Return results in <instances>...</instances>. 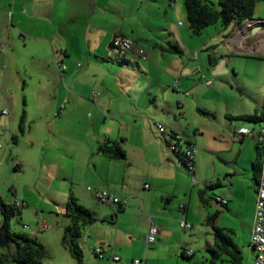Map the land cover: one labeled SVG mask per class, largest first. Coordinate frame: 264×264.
Returning <instances> with one entry per match:
<instances>
[{
	"label": "crops",
	"instance_id": "1",
	"mask_svg": "<svg viewBox=\"0 0 264 264\" xmlns=\"http://www.w3.org/2000/svg\"><path fill=\"white\" fill-rule=\"evenodd\" d=\"M118 35L143 48L144 56L112 47ZM248 38L230 23L210 41H221L239 53L263 54L264 37L247 42ZM197 42L188 27L184 0H0V103L11 105L8 78L9 82L23 78L26 96L25 108L20 110L24 112L20 140L33 146L42 139L44 152H58L64 173L69 166V175L60 179L69 177L71 183L74 171L82 168L91 182H104L125 203L123 209L105 203L102 210L83 189L62 186L68 219L63 231L70 224L65 215L70 197L100 216L84 226L83 244L90 239L93 244L107 242L102 226L110 222L104 220V213L114 221L113 247H103V258L110 264L136 259L152 264L158 254L181 264L178 255L190 249L186 241L198 252L189 256L196 260L192 264H231L208 224L212 215L213 225L239 251L240 264H252L250 238L263 153L257 131L264 127V119L245 117L264 115V110L259 108L261 103L236 95L218 93L204 102L207 94L216 93L218 84L209 78L213 75L206 60L210 64L211 56L192 57L190 49L196 45L210 48L206 39ZM84 111L90 112L88 118ZM71 115L77 116L72 119V138L79 143L87 140L85 150L65 142L51 144L52 138H68ZM156 123L180 133L184 144L196 146L192 171L159 135ZM239 128L251 133L238 134ZM11 139L17 142L14 131ZM111 143L121 146L123 159L97 151L99 145ZM130 143L141 147L134 150ZM216 198L226 199V204L221 206ZM132 219L140 221L138 233L145 235L151 221L159 228L144 258L126 254L118 240L121 230L129 233L136 227ZM181 221L190 223L191 239L181 235ZM112 255L119 260L112 261Z\"/></svg>",
	"mask_w": 264,
	"mask_h": 264
},
{
	"label": "rangeland",
	"instance_id": "2",
	"mask_svg": "<svg viewBox=\"0 0 264 264\" xmlns=\"http://www.w3.org/2000/svg\"><path fill=\"white\" fill-rule=\"evenodd\" d=\"M178 1H180V3L183 2V0ZM205 1L211 4L215 9L218 8L217 0ZM256 21H263L262 24H264V1L262 0L255 3L253 14L250 19L244 20L241 23L235 22L234 28L249 35L247 42L253 41L255 38L259 39L261 36L264 37V32L262 31L264 30V26L260 27V23H256ZM222 28L221 23L217 21L214 24L204 27L199 34H193V38L198 41L197 43H199L200 40L206 39L210 44V48L208 50H203L199 47L197 48L198 45H196V47L190 49V53H196L204 57H207L208 54L211 56L210 64L206 60V65L213 75L209 78L213 83L218 84L215 90L216 93L211 94L213 97L207 94L204 97V102L206 101L209 103L210 98H216L218 93L221 97L236 95L252 103H261L259 108L260 110H264V51L263 54L239 53L225 48L221 41H210V38L222 30ZM256 30L257 32H254ZM258 30L262 32H258ZM23 80V78L18 80L11 78L9 82L8 78V83L12 90V93H10L11 105L7 106L4 102L0 103V200L7 205H13L16 202L23 205L19 208L21 212L20 217L16 216L10 219L9 228L13 231L22 232L30 237L36 238V240L43 245L46 250V256L41 260L43 264H110L108 260L97 258L88 250L89 248L96 247H107V249L108 246L113 247L114 221L111 220L108 213H104L103 218L110 223L109 225L104 224L102 226V230H105V236L108 238L107 242H102L100 243L101 245H99V243L93 244L90 239L88 244H83V241H85L83 240V236L85 235L87 227L82 229V237L78 239V245L82 252L80 262L75 260L67 248L62 244L60 235L63 233L62 226L65 222L68 223V219L64 216V207L62 203L64 189L62 186L64 185L65 190H68V187L83 189L86 193H89L91 197H93L92 193L87 187H101V189L107 191L109 187L106 186L104 182H91L90 174L82 168H78L74 171L71 183L69 182V177H66V180L60 179L61 176L66 174L67 176L69 175V166H67V173H64L66 169H61V166H59V164H61L60 160L62 161V159L58 157V152H44V142L42 139H38L33 146L20 140L21 135L18 130V123L21 114L20 110L25 108L23 107V99L26 96L25 92L22 90ZM6 92L7 91H4V94ZM31 106V110L35 109L32 102H30V107ZM4 108L9 112L8 115L2 113ZM32 111L35 112L34 110ZM15 114H17L16 121L13 119ZM84 114L88 118L90 112L84 111ZM76 117L77 116H73L69 119V126L66 129L67 133L65 132L68 138H52L51 144L63 146L65 142L68 143V146H72L76 150H85L87 148V140L83 143H79L78 140H73L72 138V119L75 120ZM81 121L84 122V120ZM13 131L16 135L17 142L11 139V132ZM145 142L147 141L143 143ZM130 145L134 150H138L141 147L138 146L137 143H130ZM15 162H19L20 165L17 166ZM67 165H69V162ZM91 173H93L92 169ZM47 174L49 178L46 177ZM92 199L95 198L93 197ZM95 201L100 205L102 210L106 209L107 205H105V203L98 200ZM99 218L100 216H97V219ZM42 223L49 225V229L45 231L41 230L40 225ZM132 223L136 227L131 232L120 231L118 235L119 243L124 248L126 254H139L137 257L142 256L144 258V251L150 249L152 245L146 244L143 241L142 236L144 234L142 231H140V233L137 232V230L140 229V221L138 219H132ZM23 225L28 227L23 228ZM190 229L184 231L182 229L180 230L181 235H184L185 239H191L192 230ZM186 242V246L195 251V254L198 255L195 245L190 241ZM119 256H121V254H119ZM174 259L175 258L169 260L161 254H158L153 256L152 264H165L166 262L168 264H173ZM195 261L194 257L186 258L178 255V262L181 264H192ZM131 263L132 262L128 260L126 264Z\"/></svg>",
	"mask_w": 264,
	"mask_h": 264
},
{
	"label": "trees",
	"instance_id": "3",
	"mask_svg": "<svg viewBox=\"0 0 264 264\" xmlns=\"http://www.w3.org/2000/svg\"><path fill=\"white\" fill-rule=\"evenodd\" d=\"M257 1L261 0H217L218 8L215 9L205 0H184V10L189 30L192 34H199L204 27L217 21L223 27H227L230 23H241L250 19ZM171 48L180 53L175 46ZM245 118L257 121L264 119V115H252ZM23 121L24 112H22L19 121L20 133L23 132ZM97 151L116 159H123L125 156L121 146L116 143L101 144L98 146ZM65 215L70 219V224L64 228L61 241L71 256L80 262L82 252L78 245V239L81 237V229L85 225L95 222L97 217L93 212L81 206L73 197H70L66 203ZM16 216L20 217V209L14 205L4 204L0 200V226L5 227L10 246L9 250L0 248V264H43L41 260L46 256L43 245L36 238L9 228L10 219ZM213 220L214 216L212 215L208 219V224L211 226L215 238L226 248L227 254L231 258V264H240L239 251L213 225ZM228 246L230 247L229 250ZM182 256L189 258L184 254Z\"/></svg>",
	"mask_w": 264,
	"mask_h": 264
},
{
	"label": "built area",
	"instance_id": "4",
	"mask_svg": "<svg viewBox=\"0 0 264 264\" xmlns=\"http://www.w3.org/2000/svg\"><path fill=\"white\" fill-rule=\"evenodd\" d=\"M175 1V0H171ZM256 23H263V21H256ZM111 46L114 48H118L121 50H132L135 53H137L139 56H144L145 51L143 48H135L133 41L129 39L128 37L124 35H118L114 37L112 40ZM193 58L196 57V53H193ZM64 68V67H63ZM200 76V75H199ZM202 79V76H200ZM204 83L209 84V80L203 79ZM93 97H96L97 94L93 93ZM3 114H6L7 112L4 110L2 111ZM155 128L159 135H161L162 138L167 139L169 141V145L171 146L173 152L180 155L182 157V160L185 164V168L188 171H192L193 169V161L196 154V146L194 144H184L182 135L178 132H173L171 130H168L163 125L156 123ZM238 134H250L251 131H249L247 128H239ZM258 139L262 143L263 146V153H262V159H261V165H260V175L257 183V190H256V201H255V220L253 224L252 229V235L250 238V247L253 251V261L252 264H264V127H261L257 131ZM183 146V147H182ZM16 164V162H15ZM144 188H148V184H143ZM89 191H91L92 196L102 202L109 205H114L118 209H123L125 207V203L118 199L113 193L101 189L100 187L90 188L87 187ZM129 196L131 198H137V196L134 193H130ZM221 206H224L226 204V199L222 198H216L215 199ZM17 208L22 207L23 205L16 202L13 204ZM179 210L183 211L184 207L183 205H179ZM28 226L23 225V228H27ZM180 227L183 230H188L191 228L190 223L186 221L180 222ZM40 229L45 231L49 229V225H46L45 223H42L40 225ZM158 226L154 224L152 221L149 223L147 232L143 237V240L146 244H152L158 234ZM82 237V235H81ZM87 234L83 236V239H86ZM91 253H93L97 258H103L104 249L103 247H96V248H89L88 249ZM184 255L186 256H192L193 250L192 249H186L184 251ZM112 261H118L119 258L117 256L111 257ZM132 264H144V261L136 259L132 261Z\"/></svg>",
	"mask_w": 264,
	"mask_h": 264
},
{
	"label": "water",
	"instance_id": "5",
	"mask_svg": "<svg viewBox=\"0 0 264 264\" xmlns=\"http://www.w3.org/2000/svg\"><path fill=\"white\" fill-rule=\"evenodd\" d=\"M259 26H264V24L260 23ZM264 34V33H263ZM9 243L6 236V229L3 226H0V248H6L9 250Z\"/></svg>",
	"mask_w": 264,
	"mask_h": 264
},
{
	"label": "bare ground",
	"instance_id": "6",
	"mask_svg": "<svg viewBox=\"0 0 264 264\" xmlns=\"http://www.w3.org/2000/svg\"><path fill=\"white\" fill-rule=\"evenodd\" d=\"M263 32H264V30H262ZM261 30H258V32H262ZM254 32H257V30L256 31H254Z\"/></svg>",
	"mask_w": 264,
	"mask_h": 264
}]
</instances>
